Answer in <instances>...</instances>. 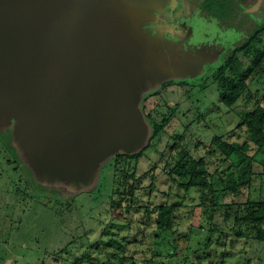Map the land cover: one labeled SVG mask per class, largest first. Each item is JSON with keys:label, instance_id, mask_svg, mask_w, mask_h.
I'll use <instances>...</instances> for the list:
<instances>
[{"label": "rangeland", "instance_id": "rangeland-1", "mask_svg": "<svg viewBox=\"0 0 264 264\" xmlns=\"http://www.w3.org/2000/svg\"><path fill=\"white\" fill-rule=\"evenodd\" d=\"M229 1L220 10V16L205 9L206 0H147L146 5L145 0H134L124 5L126 18L133 15L130 20L134 28L137 20H143L144 31L155 34L153 38L156 41H149L141 51L150 54L154 47H162L168 50L167 54L158 56L163 59V63L169 60L172 64L180 62L181 66L172 70V65L166 64L161 68L160 62V65L152 67L149 61L156 55L146 59L139 57L137 64L134 63V56L128 62L120 59L124 69L121 73L138 69L131 76L127 75L128 72L124 73L109 90L113 96L121 87H127L124 96L121 91L118 97L120 101L123 98V102L119 103L125 104L124 112L116 121H112L115 123L107 122L106 129L114 130L119 124H129L133 120L137 124L139 116L134 111L139 109L148 128V139L144 147L131 152L119 151L102 161L93 178L94 183L83 193L68 181L55 185L42 181L38 184L37 174L29 164V159L16 145L38 156V151L31 145L51 141L42 136V141L33 142L29 138L28 143L25 133L19 137L17 135L18 131L22 133L28 130L23 120H4L0 116V126L9 123L0 127V264H184L183 254H168L174 242L170 244L167 239L159 240L161 237L151 236V227L139 231L135 228L136 232L129 233L131 217L119 220L110 214L109 195L112 191L115 157L122 153L139 152L150 144L153 146L148 148L137 169L141 178L138 204L152 207L182 202L172 239L184 250L187 243L196 250L189 254L190 261L187 264H264V243L247 237H234L231 229L233 221H226L222 208L212 219L209 218L211 213H204L199 205L198 194L192 192L185 195V191L179 188L165 169L167 162H171L170 146L174 143L173 136L177 134L182 135L181 142L194 155H206L205 163L211 172L220 165L217 160L219 152L212 145V138L226 134V139H237L231 131L240 123L243 109L236 110L237 104L232 108L225 106L208 76L222 63L225 54L223 44L232 47L233 42L250 36L249 29L252 35L254 27L264 23V0ZM222 5L225 6V3ZM126 18L122 20L124 27L102 35L101 41L94 45L96 52L104 54L111 47L115 53L121 43H126L120 40L123 29L126 34L132 29H129ZM114 40L119 42L112 45ZM197 50L202 54L207 53V62L202 69L196 67L204 62L205 57ZM76 52L83 57L86 55L85 47H78ZM190 55H194L196 63ZM240 57L246 61L243 54ZM169 73L179 75L171 77L175 83L165 89L164 82L172 81L166 80ZM112 76L109 75L110 78ZM10 96L11 93L0 96L2 101L7 100L0 101V107L10 102ZM169 109L171 113L175 110L176 116L159 139L152 138L154 123L160 122L164 113L169 115ZM147 113L152 114L154 121L148 119ZM69 117L72 118V115ZM237 134L243 136L240 141L244 139V130ZM111 135L100 139L96 146L100 148L106 144ZM199 142L201 146L196 149ZM209 151L213 154L209 155ZM256 160L255 171L261 173L264 153L259 154ZM260 176L254 178L253 186L258 187L264 181ZM231 200V196H227L224 202ZM212 227L220 228L211 233L209 229ZM186 235L190 236L189 242L186 241ZM209 238L213 244L207 247ZM120 243L127 246L121 248ZM155 251L161 255L155 256Z\"/></svg>", "mask_w": 264, "mask_h": 264}, {"label": "water", "instance_id": "water-1", "mask_svg": "<svg viewBox=\"0 0 264 264\" xmlns=\"http://www.w3.org/2000/svg\"><path fill=\"white\" fill-rule=\"evenodd\" d=\"M133 1L0 0V96L11 93L10 102L0 107V116L4 120H23L28 130L18 131L17 135L25 133L28 143L29 138L33 142L42 141V136L51 141L31 145L38 156L14 143L25 152L38 181L49 185L68 181L80 190L82 185L94 183L99 164L109 156L145 146L149 132L139 109L134 111L139 116L137 124L133 120L119 124L117 129H106V123H115L112 121L125 109V104L119 103L123 98L120 101L118 97L121 91L124 96L127 87H121L113 96L109 94L114 82L128 72L121 73L124 69L120 59L128 62L134 56L137 64L139 57L156 55L149 61L152 67L161 62V68L167 64L175 70L181 64L169 60L163 63L158 56L162 57L168 50L162 47H154L150 54L141 51L156 38L150 31H144L143 20H137L134 28L130 20L133 15L126 18L124 5ZM123 17L129 22V29L132 28L127 34L123 29L120 40L126 43H121L115 53L111 47L104 54L96 52L94 45L101 41L102 35L124 27ZM118 42L114 40L112 45ZM78 47H85L84 57L76 52ZM201 55L205 60L196 69H202L207 62V53ZM190 57L196 63L194 55ZM137 69L127 75L131 76ZM178 75L169 73L166 80ZM6 124L9 123L0 127ZM110 133L106 144L96 146Z\"/></svg>", "mask_w": 264, "mask_h": 264}, {"label": "trees", "instance_id": "trees-1", "mask_svg": "<svg viewBox=\"0 0 264 264\" xmlns=\"http://www.w3.org/2000/svg\"><path fill=\"white\" fill-rule=\"evenodd\" d=\"M224 3L225 6L222 5ZM229 3V0H206L205 9L214 11L220 16L222 13L220 10ZM254 29L252 35L249 29V37L233 42V46L225 50L222 63L208 76L215 84L220 101L225 106L232 108L237 104L236 110L243 109L240 123L231 131L237 139H226V134L212 138L211 143L219 152L217 160L220 165L211 172L205 163L206 155L197 156L196 153L194 155L181 142L182 135L177 134L173 136L174 143L170 146L171 162H167L165 169L179 188L185 191V195L193 194L192 192L198 194L199 205L204 209V213L207 215L211 213L209 218L212 219L222 208L226 221H233L231 229L234 237H247L255 242L264 243V161L261 162L263 171L261 173L255 171L256 158L264 153V23ZM240 54L246 57V61L240 57ZM174 83L173 80L166 81L163 88L168 89ZM168 113L169 115L167 112L162 115L160 122L154 123L152 138L159 139L177 114L175 110L171 113L170 109ZM146 116L149 120H153L151 113H147ZM241 130H244L245 136L240 141L243 136L237 133ZM200 143L196 145V149L201 146ZM151 146L153 144L148 148ZM148 148L133 154H118L115 157L112 191L109 195L110 214L119 220L130 216L129 233L136 232L135 228L139 231L151 227V236L161 237L159 240L167 239L170 244L174 242L173 249L168 250V254H183L185 256L183 263L187 264L190 261L189 254L196 250L190 248L187 245L189 243L185 244L184 250L177 245L174 238L172 239L175 234L177 213L182 202L152 207L138 204L141 178L137 169ZM208 154L212 155L213 152L209 151ZM259 175L263 182L259 183L258 187L253 186L254 178ZM36 182L40 184V181L36 180ZM88 188L90 186L82 185L80 192L83 193ZM227 196H231L232 200L225 203L224 199ZM219 228L212 227L209 231L213 233L219 231ZM189 237L186 235L188 242ZM154 240L158 241V239ZM212 241L209 238L206 246H212ZM119 245L121 248L127 246L121 243ZM158 251L154 252L155 256L161 255ZM197 258L200 259V256L198 255ZM151 260L149 261L152 262Z\"/></svg>", "mask_w": 264, "mask_h": 264}, {"label": "flooded vegetation", "instance_id": "flooded-vegetation-1", "mask_svg": "<svg viewBox=\"0 0 264 264\" xmlns=\"http://www.w3.org/2000/svg\"><path fill=\"white\" fill-rule=\"evenodd\" d=\"M197 32H199V29H198ZM223 46L226 47L224 50H227V48H228V49L230 48L229 45L226 46L225 44H223ZM223 46H222V47H223ZM215 50H216V49H215ZM164 83H165V82H164Z\"/></svg>", "mask_w": 264, "mask_h": 264}]
</instances>
